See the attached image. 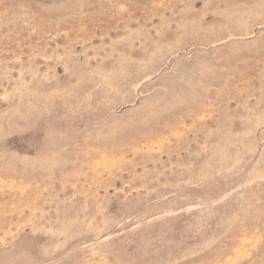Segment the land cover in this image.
I'll return each mask as SVG.
<instances>
[{"label": "rangeland", "instance_id": "rangeland-1", "mask_svg": "<svg viewBox=\"0 0 264 264\" xmlns=\"http://www.w3.org/2000/svg\"><path fill=\"white\" fill-rule=\"evenodd\" d=\"M0 264H264V0H0Z\"/></svg>", "mask_w": 264, "mask_h": 264}]
</instances>
